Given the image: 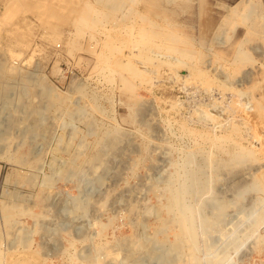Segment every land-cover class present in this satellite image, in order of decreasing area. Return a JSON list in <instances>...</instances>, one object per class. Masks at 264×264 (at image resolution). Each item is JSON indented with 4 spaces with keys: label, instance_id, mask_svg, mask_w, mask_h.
I'll list each match as a JSON object with an SVG mask.
<instances>
[{
    "label": "rangeland",
    "instance_id": "obj_1",
    "mask_svg": "<svg viewBox=\"0 0 264 264\" xmlns=\"http://www.w3.org/2000/svg\"><path fill=\"white\" fill-rule=\"evenodd\" d=\"M255 97L264 0H0V264H264ZM226 122L251 149L230 168Z\"/></svg>",
    "mask_w": 264,
    "mask_h": 264
},
{
    "label": "bare ground",
    "instance_id": "obj_2",
    "mask_svg": "<svg viewBox=\"0 0 264 264\" xmlns=\"http://www.w3.org/2000/svg\"><path fill=\"white\" fill-rule=\"evenodd\" d=\"M251 1V0H250ZM247 3V2H246ZM245 3V4H246ZM248 5V4H247ZM249 5H250V3H249ZM252 6V5H251ZM242 18H244V19H248V21H247V26H248V28L249 29H252L253 31H259L260 30V28L262 27L261 26V23L259 22V18H258V16L256 15H253L252 16V10H251V8H248V11H246L243 15H242ZM109 41V40H108ZM108 43H112V42H108ZM106 45H107V42L105 43ZM112 45V44H111ZM109 46V47H112V46ZM107 46V47H108ZM170 48L171 46L170 45H164V47L165 48H168V47ZM106 46H105V48H107ZM109 47H108V49H107V51L108 50H110L109 49ZM104 48V49H105ZM114 49H115V47H114ZM172 49H178V48H172ZM116 50V49H115ZM152 50V49H151ZM105 51V50H104ZM106 51V52H107ZM111 52L112 51H114V50H110ZM109 52V51H108ZM107 52V53H108ZM115 52V51H114ZM116 52H119L118 50H116ZM149 52H151V51H149ZM176 52V51H175ZM131 53H133V51L132 50H129V52H128V54H121V58L123 57V58H125V60H123V59H117V61L116 62H118V64H120L119 66H122L123 68H126L127 70H129L130 72H132V73H134V74H136V75H144L143 74V72L140 70V69H137L135 66L136 65H133L134 63L133 62H131V59L129 58V56H130V54ZM145 53V52H144ZM104 54V53H103ZM115 54V53H114ZM134 54H135V52H134ZM147 54V53H146ZM162 54V53H161ZM105 55H107V54H105ZM103 56V55H102ZM114 56V55H113ZM134 56H138V57H141V58H147V60H148V56H145V54H135ZM150 59V58H149ZM109 60V59H108ZM116 60V59H115ZM161 61V60H160ZM168 62V61H167ZM169 62H171V63H169V64H167V65H171L172 64V66H173V64L174 65H177V64H179V63H181V60L179 59V58H177V57H171V61H169ZM166 63V62H165ZM184 64V63H183ZM185 67H186V65H185ZM219 67H224L223 65H221V66H219ZM214 69V68H213ZM156 70H157V68H156ZM178 69L176 70V73L178 74ZM205 70H200V72H204ZM219 71H221L220 69H219ZM158 72V71H157ZM174 72V71H173ZM206 72V71H205ZM147 73V72H146ZM172 73V72H171ZM226 73V72H225ZM224 73V74H225ZM159 74V73H158ZM174 74V73H173ZM182 74V75H181ZM181 74H178V76L180 77V78H182V79H185V82H186V80H189L188 78H190V76H191V74H192V72L191 73H189L190 74V76L188 77V78H186V74H183V73H181ZM188 74V75H189ZM199 74V73H198ZM223 74V75H224ZM133 75V74H132ZM193 75H194V73H193ZM137 76V77H138ZM149 76V75H148ZM134 78V77H133ZM141 78V77H140ZM155 78V77H154ZM211 78V77H210ZM227 78V77H226ZM225 78V79H226ZM143 79H144V77H143ZM212 79H214L215 80V78H211V80ZM145 80V79H144ZM143 80V81H144ZM146 80L148 81V82H152V83H154V79H153V76H149L148 78L146 77ZM145 80V81H146ZM140 81V80H139ZM184 81V80H183ZM207 81V80H206ZM205 81V82H206ZM216 81V80H215ZM214 81V82H215ZM227 81V80H226ZM226 81H224L223 80V82H226ZM233 81V80H232ZM180 82V81H179ZM204 82V83H205ZM233 83H234V81H233ZM232 82L231 83H225V85H223V84H221V85H219V87H217V88H220V90L219 89H217V93L216 94H218L219 96V99H223V97H224V94H225V90L227 89V88H229V89H232L233 90V93H237V94H239L238 92L240 91V89H239V87L237 88L236 86V84H233ZM201 84V83H200ZM219 84V83H218ZM226 86H227V88H226ZM249 87V86H248ZM250 88V87H249ZM246 89V88H245ZM189 91V90H188ZM241 92V91H240ZM232 93V94H233ZM244 93V92H243ZM242 93V94H243ZM231 94V93H230ZM250 96V95H249ZM214 97V96H213ZM217 97V98H218ZM240 97V96H239ZM253 97V96H252ZM219 99H217V100H219ZM232 99V98H231ZM225 100V99H224ZM223 100V101H224ZM249 100V99H248ZM252 100H255L256 101V103H257V105L256 104H254L256 107H258L259 105L261 106V104H260V102H259V98L258 97H255V99H253L252 98ZM251 100V101H252ZM246 101V100H245ZM233 103L235 102V99L232 101ZM249 102V101H248ZM229 103V102H228ZM233 103H232V106H233ZM251 103V102H250ZM244 104V103H243ZM241 105V103H239V106ZM237 107H238V105H236ZM208 108V107H207ZM259 108V107H258ZM264 108V106H262V107H260L259 108V110L260 109H263ZM236 109V108H235ZM224 111V110H223ZM264 111V110H263ZM204 121V120H203ZM227 123V122H226ZM206 125V124H205ZM216 125V124H215ZM225 126V125H224ZM223 126V127H224ZM228 126V127H227ZM227 126L225 127V129H222V132L218 135V134H213L212 136H211V139L214 141V140H221V139H224V140H226L227 142H229L234 148H233V150L231 151V152H229L230 153V156H229V160L224 164H222L223 166H226V165H228L229 166V168H230V164H232V163H234V164H232V165H234V167H235V162H237V163H239V162H242L246 157H248L249 155H251V149L250 148H248V147H245V146H243L242 144H241V142H240V139L244 136V134H241V130H240V126L238 125V124H236V123H230L229 125H228V123H227ZM222 127V126H221ZM187 128V127H186ZM212 128V127H211ZM183 129V128H182ZM191 129V128H190ZM188 131H190L191 133H192V131H193V129L192 130H188ZM220 131V130H219ZM249 134V133H248ZM249 136H250V134H249ZM256 140H258V139H256ZM260 142H259V140H258V144H259ZM264 142H262V144H263ZM210 145H212V143L210 144ZM255 145V144H254ZM259 145H261V144H259ZM257 146V145H256ZM228 152V151H227ZM228 166H226L227 168H228ZM231 171V170H230ZM260 181H263L264 182V172H263V174L261 175V179H260ZM259 186L261 185V184H259V182L257 183ZM245 190V189H244ZM241 192H242V190H241ZM240 193V192H239ZM171 205H179V207L181 206L180 205V202H179V200H178V198H176L175 196L173 197V199H172V201H171ZM173 208V207H172ZM174 209V208H173ZM181 222H180V225H179V230H177V232H176V237L179 239V240H186L187 241V244H188V249H190V250H188V252L190 251V259H195V256H196V254H194V252H193V250H194V243H195V233H194V229H193V225H192V223H191V219H190V215L188 214V213H182V215H181ZM178 222V221H177ZM162 225V224H161ZM175 226V225H174ZM176 227V226H175ZM172 228V227H171ZM177 228V227H176ZM178 229V228H177ZM185 241V242H186ZM180 243V242H179ZM182 243V242H181ZM174 245V244H173ZM178 245V243H176V245L175 246H177ZM184 248V247H183ZM177 250L179 251L180 249H178L177 248ZM196 253V252H195ZM193 263V262H192ZM51 264H53V263H51ZM184 264V263H183Z\"/></svg>",
    "mask_w": 264,
    "mask_h": 264
}]
</instances>
